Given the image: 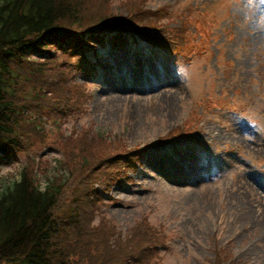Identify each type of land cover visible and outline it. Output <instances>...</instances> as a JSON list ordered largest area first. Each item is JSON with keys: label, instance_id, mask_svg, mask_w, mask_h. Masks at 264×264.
Returning <instances> with one entry per match:
<instances>
[{"label": "rangeland", "instance_id": "rangeland-1", "mask_svg": "<svg viewBox=\"0 0 264 264\" xmlns=\"http://www.w3.org/2000/svg\"><path fill=\"white\" fill-rule=\"evenodd\" d=\"M85 6L86 20L103 14L138 20V10L140 18H157L154 31L166 26L158 40L170 31L181 39V52L188 45L201 51L184 61L180 49L151 47L137 36L115 45L108 39L96 57L90 53L98 61L90 78L59 52L42 75L57 88L32 96L45 87L36 83L41 72L27 82L29 93L19 86L17 101L30 105L23 110L32 108L42 129L38 135L32 124V146L0 160V178L24 171L44 181L67 164L77 172L76 187L69 181L56 205L64 210L82 206L83 170L102 166L97 156L112 149L114 158L129 159L146 146L139 166L130 158L126 167L115 159L114 170L102 168L111 180L108 189L105 180L96 186L92 217L82 219L79 207L75 218L58 215L91 240V264H120L144 232L154 238L150 264H264V0H85ZM181 130L191 131L188 139L159 142Z\"/></svg>", "mask_w": 264, "mask_h": 264}, {"label": "trees", "instance_id": "trees-1", "mask_svg": "<svg viewBox=\"0 0 264 264\" xmlns=\"http://www.w3.org/2000/svg\"><path fill=\"white\" fill-rule=\"evenodd\" d=\"M85 7V0H0V160H11V156L24 149V145L32 146V131L29 129L32 124L36 130L39 128L40 135L42 123L38 121H41V118L36 114L31 115L32 108L23 110V106L29 104L17 101L19 86L23 89L21 92L29 93L30 86L27 87V82L32 79L31 76L35 78L41 72L42 77L44 63L54 61L53 57L58 56L59 52L74 58V61L69 62L71 69H79L84 75L90 76L95 67L94 60L89 56L90 51L95 53L96 48L108 44V36L114 45L123 43L126 37L137 36L144 42L156 43L163 47L166 38L160 42L155 34L164 31L166 26H158L154 31L157 18H140L136 9L138 20H116L117 15L105 14L94 20H86ZM166 33L172 49H182V45H179L181 39L170 31ZM169 43L165 42L166 45ZM188 48L192 47H185ZM23 70L29 74L22 73ZM36 83H39L38 87L40 84L45 87L32 91L31 95L34 97L46 96V87L48 90L58 87L48 83L44 77ZM33 103L40 106L44 104L40 100ZM48 106L50 105L44 104L41 108ZM179 134L181 135L174 137L175 134L172 133L170 137L159 142L166 143L172 138L181 139V136H189L191 131L181 130ZM142 152V149L131 150L129 159L132 158L135 164L133 167L137 166L136 159H139ZM106 156L107 159L102 160ZM115 159L124 162L122 167H126L129 161L123 155L114 158L112 149H107L104 155L95 159V163H102V166L86 165L79 195L82 206L73 203L69 207L67 204L64 210H57L56 205L63 188L66 191L69 181L76 187L73 178L77 172L76 170L72 174L67 164L61 163L62 169L56 166L57 171H48L44 181L35 175L29 177L24 171L18 178L1 177L0 264H91L93 257L87 249L91 240H86V233L71 231L67 218L58 215L69 214L75 218L81 209L82 219L84 216L92 217L93 212L89 207L92 208V203H95L93 196H97L96 186L105 180L101 185L108 189L111 180L109 176H101V170L105 167V170L109 171L112 164L118 162ZM114 166L111 170L116 168ZM112 178L115 180V176ZM61 211L68 213H60ZM144 233L145 236L139 238L142 241L137 239L135 245L125 249L120 264H150L148 247L154 246V238L147 234L148 232ZM133 247L136 248L132 250ZM82 254L86 255V259L82 258ZM113 262L116 261L112 260L110 263Z\"/></svg>", "mask_w": 264, "mask_h": 264}]
</instances>
